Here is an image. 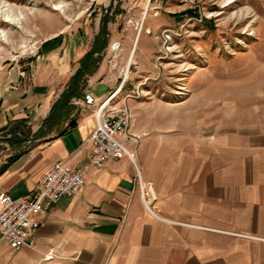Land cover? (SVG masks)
<instances>
[{
    "label": "crops",
    "instance_id": "0c3cea01",
    "mask_svg": "<svg viewBox=\"0 0 264 264\" xmlns=\"http://www.w3.org/2000/svg\"><path fill=\"white\" fill-rule=\"evenodd\" d=\"M40 46L33 79L13 61L0 68V144L10 151L0 159V208L2 195L25 196L59 161L90 166L74 196L35 216V246L0 236V264H264V91L252 101L206 86L135 95L125 82L112 104L132 114L119 138L139 181L126 154L101 167L89 159L96 119L85 93L101 101L121 75L104 65L66 102L88 50L75 60L58 40ZM131 49L122 48L127 59ZM150 93L160 96H141ZM13 127L31 133L9 139Z\"/></svg>",
    "mask_w": 264,
    "mask_h": 264
},
{
    "label": "rangeland",
    "instance_id": "374dc122",
    "mask_svg": "<svg viewBox=\"0 0 264 264\" xmlns=\"http://www.w3.org/2000/svg\"><path fill=\"white\" fill-rule=\"evenodd\" d=\"M53 40L75 60L78 51L95 50V69L84 67L83 76L104 65L121 75L114 96L125 82L135 95L206 86L227 98L249 93L252 101L264 91V0H0V68L13 61L33 79L40 45ZM129 47L127 59L122 48ZM2 147L0 159L10 152Z\"/></svg>",
    "mask_w": 264,
    "mask_h": 264
},
{
    "label": "built area",
    "instance_id": "2783aa9c",
    "mask_svg": "<svg viewBox=\"0 0 264 264\" xmlns=\"http://www.w3.org/2000/svg\"><path fill=\"white\" fill-rule=\"evenodd\" d=\"M118 90L101 101H97L91 91L85 93L84 102L94 108L96 119V127L87 138L90 144L89 159L94 166L101 167L108 158L126 154L133 161L140 181V165L119 138V135L127 133L132 116L127 108L113 106L112 98ZM89 166L73 167L59 161L44 173L25 196L13 199L7 194L2 195L0 236L16 246H35L34 233L42 224L35 216L45 214L60 199L74 196L84 185L85 171ZM54 256L50 251L45 258L52 259Z\"/></svg>",
    "mask_w": 264,
    "mask_h": 264
},
{
    "label": "trees",
    "instance_id": "16d2710c",
    "mask_svg": "<svg viewBox=\"0 0 264 264\" xmlns=\"http://www.w3.org/2000/svg\"><path fill=\"white\" fill-rule=\"evenodd\" d=\"M96 51L95 50H91L89 51L88 53L85 54V56L83 57L82 59V64L83 66L78 69L77 73L75 74V76L73 77V79L71 80V83L68 87L67 90L64 91L63 93V96L61 97V99H63L64 101L66 102H69L72 97L74 95H79L80 94V91L78 90L79 89V84H78V81H79V78L81 79V77L83 76L84 74V64L86 65V68H87V72H90L92 73L93 70L95 69V63L97 61H93L91 60V56L95 53ZM7 127L4 128V130H6ZM8 133H12V137L9 138V139H19V140H23V139H26V137H23L24 134H30L31 131L30 129H27V130H17L16 127H13L12 129L9 128V131Z\"/></svg>",
    "mask_w": 264,
    "mask_h": 264
},
{
    "label": "bare ground",
    "instance_id": "6f19581e",
    "mask_svg": "<svg viewBox=\"0 0 264 264\" xmlns=\"http://www.w3.org/2000/svg\"><path fill=\"white\" fill-rule=\"evenodd\" d=\"M149 2V1H148ZM148 2L146 3V5H145V10L146 9H148ZM114 43V42H113ZM119 48V44L116 42V43H114L113 44V49L114 50H117ZM133 60H134V50L132 51V53H131V57H130V64L133 62ZM129 70H130V68H128V70L126 71V76H128V74H129ZM121 90V89H120ZM120 92V91H119ZM117 96V95H116ZM116 96H113V98H112V100L116 97ZM111 100V101H112ZM110 101V102H111ZM151 202V201H150ZM148 207V206H147Z\"/></svg>",
    "mask_w": 264,
    "mask_h": 264
}]
</instances>
